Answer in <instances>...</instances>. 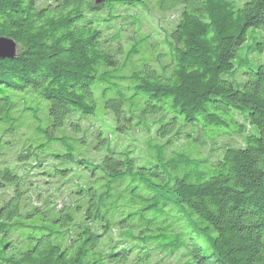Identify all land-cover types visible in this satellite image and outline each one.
I'll list each match as a JSON object with an SVG mask.
<instances>
[{"label":"trees","instance_id":"trees-1","mask_svg":"<svg viewBox=\"0 0 264 264\" xmlns=\"http://www.w3.org/2000/svg\"><path fill=\"white\" fill-rule=\"evenodd\" d=\"M141 1L0 0V37L18 45L15 58H0V148L18 146L22 135L14 134L22 119L45 139L34 144L26 138L14 164L0 160V264H115L135 250L140 264L158 256L166 264H264V61L244 66L245 79L238 85L225 77L239 72L236 51L248 31L264 32V0L164 4L178 6L179 14L168 32L171 63L162 74L149 66L126 76L123 69L134 62L137 49L131 47L121 62L120 46L134 40L137 27L148 21L144 15L140 22L131 16L118 36L112 24L123 18L101 11L113 2L133 14ZM261 38H255L248 55L264 52ZM112 48L119 50L113 54ZM96 90L116 94L107 108L115 114L117 130L122 121L132 124L140 107L141 117L155 116L149 126L166 139L162 148H170L164 153L167 171L153 162L140 165L130 148L111 149L110 137L98 128L94 138L106 154L101 161L75 159L81 176L72 178L74 167L56 169L60 177L46 168L33 174L48 162L61 165L70 158L68 153L51 154L45 162L34 157L66 141L55 131L67 118L81 130L75 113L94 114ZM16 93L30 99H17ZM43 102L54 118L52 130L40 122ZM182 141L195 149L212 143L216 155L212 160L178 153ZM24 161L33 163L20 167ZM202 166L209 173L200 171ZM38 175L49 188L34 189ZM116 186L120 190L113 199ZM180 213L198 227L196 237L209 231L211 255L202 254L182 231L177 240L154 241L176 230L171 226L181 220ZM117 228L120 239L114 243ZM130 240L143 245H127Z\"/></svg>","mask_w":264,"mask_h":264},{"label":"rangeland","instance_id":"rangeland-1","mask_svg":"<svg viewBox=\"0 0 264 264\" xmlns=\"http://www.w3.org/2000/svg\"><path fill=\"white\" fill-rule=\"evenodd\" d=\"M240 5H243L248 0H237ZM172 0H142L141 2L135 3L138 7L136 8L139 12H134L133 14H126L124 11V6H121V4L114 5L113 2H107L109 9L102 10L101 14H106V16L111 15L112 17L115 15V13H119V15L123 18V20H117L112 24L114 27V34L115 35H122L124 31L127 29L125 26L126 20L134 16L136 17V20L138 22L141 21L142 16L147 19L148 25L145 27H137L136 29V35L134 37V40H127L123 43L122 46V53L123 56L121 57V62H123L124 58L126 57V54L136 46L137 53L136 58L134 62L130 65H128L126 68L123 69V74L126 76L137 72V71H143L148 68L149 66H154L159 74H162V69H164V65H168L172 61V57L169 54V33L171 29H173L176 25V19L179 16L177 14V8L178 6L174 7H163L164 4H171ZM51 3V0H40V4H47ZM141 12V13H140ZM180 13V12H179ZM133 17V18H134ZM127 23V22H126ZM139 25V24H137ZM122 29V30H121ZM121 30V31H120ZM129 31V30H128ZM128 31L126 32L125 36H128ZM253 29H250L248 31V39L247 41L242 44L236 51V59H235V65L236 67H239V72L235 75H226V78H229L232 80L236 85H238L240 82H242L245 79V75L242 73L245 71L246 67H256L259 63L264 61V52L258 53L254 52L251 55H248V51L250 50L253 43L256 42V37H259V35L264 36V32L253 33ZM144 34H148L147 37L142 38ZM127 38V37H126ZM125 38V39H126ZM264 40L261 38V41ZM118 47V46H117ZM116 49V48H115ZM114 48L111 49V53L115 54V52L119 49L115 50ZM159 55V56H158ZM120 56V54H119ZM243 66V69L241 68ZM246 66V67H244ZM125 93L122 89L120 91V94L122 95ZM129 95L131 92L128 93ZM17 99L22 98H29L30 97H24L21 93H16ZM119 95V93H118ZM116 94H107L106 96L102 95L100 91L96 90V93L94 95L95 101H96V108L93 115H84L81 111H77L75 113L74 119L78 121H75V123H78L81 126V130L78 131V128L76 126H73L69 121L74 122L70 118H67V121L63 126L56 129L55 133L58 136H62L66 138V141L64 142H57L52 143L50 147L46 148L44 152L38 153L35 155L34 158L38 157L39 160L45 162L49 161L52 156L51 154H69L70 158L66 159L61 165H54L53 162H48L36 169H34L33 174L43 171V169H49L51 173L55 177H60L57 173L56 169H63L67 167H74V172L72 173V178H78L81 176V171L78 170L77 167L74 166V160L75 159H83L86 161H101L105 156L106 148L103 146L99 148L97 146L96 139L94 138L95 132L98 130V128H101L105 135L110 137V143L112 144L111 149L115 148L117 151H124L128 148L132 149L134 151V156L137 158L138 163L140 165L153 162L156 164H159L164 170L167 171L166 168V162H165V156L164 153L169 150L170 148L167 146V148L164 150L162 148V145L164 144V141L166 139H162L161 137H157L156 128H152L149 126V121L151 119H154V115H148L141 117L140 113L144 110V107H140V113L134 112V121H132V124L130 122L122 121L119 123V126L122 127L121 130L115 129L116 123L113 122L115 120V114L113 113V110L110 108H107V103L109 99L115 98ZM26 105L29 104V101H25ZM42 106H44V109L41 114V125L44 129H51L52 125L54 123V118H50L48 115V112L45 108V102L41 103ZM29 116V115H28ZM105 118L109 119L110 123H107ZM131 124V125H130ZM28 123L26 120L22 119L18 123L17 132L14 134L16 137L20 138L22 135V140L18 144L17 147L11 148L9 144H5L0 148V160L5 161H13V164L15 162V155L19 156L21 149L25 147V139L28 138L32 140L34 144H37L38 142H44L45 139L42 137H39L32 128L27 126ZM227 131V130H225ZM46 134L48 136L49 133L46 131ZM3 135V133H2ZM83 135H86V138H84L83 142H76V138L82 137ZM37 136L40 138L38 139ZM7 139V138H5ZM225 138H221L220 140H224ZM219 140V142H220ZM234 144H237V141H233ZM177 144L174 143L172 147L176 146ZM176 148L179 150L178 153H184L187 156H191L192 158L197 159H214L216 155V145L212 143H208L207 145L202 146L200 149H195L191 147L190 144L184 143V141L180 142ZM211 148H214V153H211ZM161 150V155L159 156L157 153ZM220 153V152H219ZM218 153V154H219ZM1 163V162H0ZM29 163H33L30 161H24L19 162L20 167H30ZM200 171H210L208 167L202 166L199 168ZM21 172H24L22 170ZM46 178L43 175H38L35 178H33L34 181H36V185L34 187L35 190H41L43 188H47L48 185L45 184ZM49 188V187H48ZM120 187L116 186L113 190L114 198H118ZM119 200V199H118ZM49 205V204H48ZM47 203H44L42 207L48 206ZM181 220L177 222L176 218H174L175 222L174 225L171 226L175 228L176 230L171 232V229L167 232L166 235L161 236L154 240L155 242L159 244L168 243L169 241H174L180 238L183 234L185 238H194L193 245H199L201 249V253L205 255H211L212 251L210 248V245L207 244L205 235L209 231L203 234V236L199 235L196 237V233L198 229L197 226H194V224L190 223L187 218H185V213H180ZM173 217L170 218L169 223L172 224ZM182 231V234H178V232ZM174 233V235H172ZM18 234H21V232H18ZM113 241L114 243L117 242L120 239V232L117 229H115L112 233ZM24 239V237H22ZM133 243H137L139 245H143L141 241H128L127 245H132ZM137 251L135 250L132 253H129L128 260H125L124 262L115 263V264H140L137 262ZM143 254V253H140ZM166 255V254H163ZM157 262V264H166V262H169L167 259L163 258V256H158L156 261L151 260L150 258L146 259V264H153ZM182 262H176L175 264H180Z\"/></svg>","mask_w":264,"mask_h":264},{"label":"water","instance_id":"water-1","mask_svg":"<svg viewBox=\"0 0 264 264\" xmlns=\"http://www.w3.org/2000/svg\"><path fill=\"white\" fill-rule=\"evenodd\" d=\"M18 52V45L12 38L0 37V58H15Z\"/></svg>","mask_w":264,"mask_h":264}]
</instances>
